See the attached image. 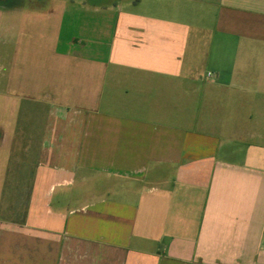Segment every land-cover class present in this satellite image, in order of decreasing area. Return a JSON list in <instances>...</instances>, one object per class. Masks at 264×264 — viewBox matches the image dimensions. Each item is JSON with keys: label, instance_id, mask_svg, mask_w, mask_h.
Segmentation results:
<instances>
[{"label": "crops", "instance_id": "0c3cea01", "mask_svg": "<svg viewBox=\"0 0 264 264\" xmlns=\"http://www.w3.org/2000/svg\"><path fill=\"white\" fill-rule=\"evenodd\" d=\"M0 264H264V0H0Z\"/></svg>", "mask_w": 264, "mask_h": 264}, {"label": "built area", "instance_id": "2783aa9c", "mask_svg": "<svg viewBox=\"0 0 264 264\" xmlns=\"http://www.w3.org/2000/svg\"><path fill=\"white\" fill-rule=\"evenodd\" d=\"M208 76H212V74L209 73Z\"/></svg>", "mask_w": 264, "mask_h": 264}, {"label": "rangeland", "instance_id": "374dc122", "mask_svg": "<svg viewBox=\"0 0 264 264\" xmlns=\"http://www.w3.org/2000/svg\"><path fill=\"white\" fill-rule=\"evenodd\" d=\"M55 199H57V198L55 197Z\"/></svg>", "mask_w": 264, "mask_h": 264}]
</instances>
